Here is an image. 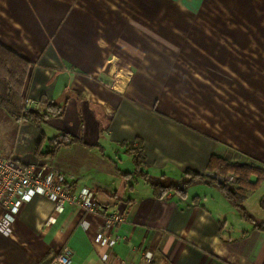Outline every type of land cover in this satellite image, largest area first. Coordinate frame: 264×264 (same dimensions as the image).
Instances as JSON below:
<instances>
[{"label": "crops", "instance_id": "obj_1", "mask_svg": "<svg viewBox=\"0 0 264 264\" xmlns=\"http://www.w3.org/2000/svg\"><path fill=\"white\" fill-rule=\"evenodd\" d=\"M157 38L158 87L155 68H139L157 67L139 55ZM0 44L29 61L24 97L46 101L35 110L66 101L41 125L46 137L83 141L38 158V129L8 115L13 144L0 153L58 169L105 213L125 217L106 228L117 243L104 260L106 247L93 243L102 217L70 205L59 212L36 195L9 232L0 229V264H51L64 251L70 264H264V230L247 221L229 229L202 192L154 197L149 182L122 175L134 166L121 146L142 139L160 181L227 152L264 167V0H0Z\"/></svg>", "mask_w": 264, "mask_h": 264}, {"label": "trees", "instance_id": "obj_2", "mask_svg": "<svg viewBox=\"0 0 264 264\" xmlns=\"http://www.w3.org/2000/svg\"><path fill=\"white\" fill-rule=\"evenodd\" d=\"M29 68V61L0 44V106L14 120L24 119L38 129L40 135L34 145L35 156L53 158L61 148L75 143L82 144L83 141L80 137L65 131H61L53 137H46L41 129V125L48 117L62 115L66 101L62 103L57 100L51 101L42 111L35 109L22 111L24 86ZM41 102L45 103L46 101L42 100ZM96 146L103 152L101 146ZM121 146L124 147L125 153L131 156L134 166L132 171H122V175L132 178L134 182L139 179L149 182L154 197L161 198L170 191L184 197L187 194V189L192 185L213 186L240 212L245 221L264 230V219H258L252 215L244 205L248 196L264 182V167L262 165L247 161L232 162L223 159L221 156L211 155L204 170L191 166L184 167L178 178L181 180L188 178V180L182 181L183 186H177L172 183L163 184L159 178L149 173L142 139L136 137L130 143L122 142ZM230 174L236 177L232 184H229L225 178ZM196 197L194 196L192 200L194 198L196 200ZM259 207L264 212V194L259 199Z\"/></svg>", "mask_w": 264, "mask_h": 264}, {"label": "built area", "instance_id": "obj_3", "mask_svg": "<svg viewBox=\"0 0 264 264\" xmlns=\"http://www.w3.org/2000/svg\"><path fill=\"white\" fill-rule=\"evenodd\" d=\"M29 106L26 99L23 102L22 111L29 110ZM45 171H47L46 165L35 167L24 163L14 155L0 153V206L2 208L0 229L9 232L22 205L36 195H43L55 203V208L59 212L65 206L70 205L105 220V226L99 227L95 232L93 243L106 247L107 251L102 256L106 260L110 249L117 243V238L108 234L106 228L124 222L125 217L120 213H105L91 189L71 188L67 185L65 176L58 169L50 168L47 172ZM152 257V252L145 253L147 261H150ZM51 264H70L68 253L64 251L55 254Z\"/></svg>", "mask_w": 264, "mask_h": 264}, {"label": "rangeland", "instance_id": "obj_4", "mask_svg": "<svg viewBox=\"0 0 264 264\" xmlns=\"http://www.w3.org/2000/svg\"><path fill=\"white\" fill-rule=\"evenodd\" d=\"M144 37H147L146 35H143ZM161 41L160 39L157 38V43L156 45H154L153 49H143L142 47L139 50V55L141 60L142 59H148L147 56L151 58V61H155L154 65H157V67H160L161 71L159 72L158 70H156L157 67H148L147 65L140 64L139 68L140 69H154V71H156V78H155V85L156 87H158L162 80H163V66L161 65L162 63V57L164 54V50H163V45L159 42ZM145 45L147 48L148 42H144L141 43V46ZM151 45V44H150ZM153 55H155L153 57ZM145 57V58H142ZM24 101H26V99L28 100L29 103V107L30 109H35V107H38L39 102L42 105L41 101L45 100L44 98H41V101L37 102V104L32 101L30 98H28L27 96L24 97ZM43 106V105H42ZM44 107V106H43ZM8 119H10V117L8 116V114L6 113V111L3 108H0V152L3 153V150L5 148L8 147V145H12L13 144V140H12V134L10 132V127H9V123H8ZM47 120V119H46ZM223 159H226L228 161H232V162H241L243 160L238 159L237 157H235L234 155H230L227 153H225V155L222 156ZM133 161H130V163L132 164ZM126 164V163H125ZM133 166V165H132ZM131 166V168H132ZM167 174V173H165ZM165 176V175H163ZM225 178H227V182L229 184H232L235 182L236 177L233 176V174H230L229 176H226ZM179 179V180H178ZM188 180V178H183L182 180L180 178L177 177V179L175 178V176H167L164 180L161 179L163 184H174L177 186H183L182 181H186ZM187 196L190 197V200L193 199V197H191L192 195H194L195 192H202V195H205L207 198V202L208 204H212L213 208L215 210V212L218 210V212H220L221 214H223V218L225 219L224 224L225 226H228L229 229L233 230L234 232H242V230L244 229V226H247V222L244 220V218L241 216L240 212L233 206L231 205L228 200L226 198H224V196L221 194V192L213 186H209L206 184H197V185H192L187 189ZM264 193V182L261 184V186L253 193H251L247 200L245 201V207L247 208V210L254 216H256L257 218H264V212L261 210V208L259 207V198L260 196ZM195 200V198H194Z\"/></svg>", "mask_w": 264, "mask_h": 264}]
</instances>
